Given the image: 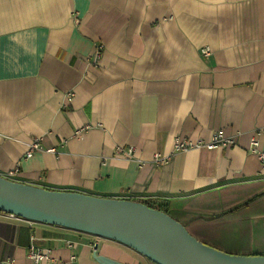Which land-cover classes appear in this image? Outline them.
<instances>
[{
  "label": "crops",
  "instance_id": "1",
  "mask_svg": "<svg viewBox=\"0 0 264 264\" xmlns=\"http://www.w3.org/2000/svg\"><path fill=\"white\" fill-rule=\"evenodd\" d=\"M218 130L234 145L174 152L176 138ZM257 131L264 143V0H0L1 177L19 164L10 180L150 202L201 242L264 256ZM96 245L121 264H154L0 212V261L32 264L36 246L53 251L47 264H99Z\"/></svg>",
  "mask_w": 264,
  "mask_h": 264
},
{
  "label": "water",
  "instance_id": "2",
  "mask_svg": "<svg viewBox=\"0 0 264 264\" xmlns=\"http://www.w3.org/2000/svg\"><path fill=\"white\" fill-rule=\"evenodd\" d=\"M0 212L117 242L154 264H264V256L230 254L201 242L169 214L135 201L48 190L0 176ZM97 249L99 264H121Z\"/></svg>",
  "mask_w": 264,
  "mask_h": 264
},
{
  "label": "built area",
  "instance_id": "3",
  "mask_svg": "<svg viewBox=\"0 0 264 264\" xmlns=\"http://www.w3.org/2000/svg\"><path fill=\"white\" fill-rule=\"evenodd\" d=\"M103 46L98 44L93 54V61L96 62L102 55ZM72 96V95H71ZM261 132H255L250 140V145L248 151L255 155L261 164V171L264 174V143L261 141L260 136ZM234 145L232 138L227 137L224 130H218L214 132L208 140L198 138L196 141H193L190 137H178L174 143V152L176 153H185L193 149L204 148L207 150H222L227 149ZM41 151V146L39 141H34L25 155L26 159L32 158L36 152ZM133 149L129 150L130 153H133ZM118 153H123V149H120ZM156 161L160 163H166L171 159L170 156L164 157L159 154L156 156ZM19 164H17L12 170L8 172L7 179L15 177L19 172ZM11 218H19L13 214L7 213ZM68 247H73L74 244L67 243ZM28 258L32 264H47L53 258V251L47 248H37L36 246H31L28 250ZM74 260L75 257H72ZM0 264H15L14 260L8 259L0 261Z\"/></svg>",
  "mask_w": 264,
  "mask_h": 264
},
{
  "label": "trees",
  "instance_id": "4",
  "mask_svg": "<svg viewBox=\"0 0 264 264\" xmlns=\"http://www.w3.org/2000/svg\"><path fill=\"white\" fill-rule=\"evenodd\" d=\"M144 204H146V205H148L149 207H151V208H154V209H157V210H160V211H163L162 209H160V208H157L155 205H153L152 203H150V202H146V203H144ZM163 212H165V211H163ZM166 213V212H165ZM168 214V213H167ZM231 254H236V255H247V256H250V255H252L250 252H244V253H231Z\"/></svg>",
  "mask_w": 264,
  "mask_h": 264
}]
</instances>
